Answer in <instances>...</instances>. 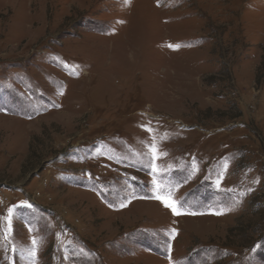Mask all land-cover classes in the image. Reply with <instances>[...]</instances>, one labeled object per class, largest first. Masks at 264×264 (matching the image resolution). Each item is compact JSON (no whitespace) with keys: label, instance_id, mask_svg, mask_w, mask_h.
Listing matches in <instances>:
<instances>
[{"label":"rangeland","instance_id":"rangeland-1","mask_svg":"<svg viewBox=\"0 0 264 264\" xmlns=\"http://www.w3.org/2000/svg\"><path fill=\"white\" fill-rule=\"evenodd\" d=\"M0 264H264V0H0Z\"/></svg>","mask_w":264,"mask_h":264},{"label":"snow or ice","instance_id":"snow-or-ice-1","mask_svg":"<svg viewBox=\"0 0 264 264\" xmlns=\"http://www.w3.org/2000/svg\"><path fill=\"white\" fill-rule=\"evenodd\" d=\"M169 47H179V45H169ZM62 94V92H61ZM142 127L144 128L145 131H147L150 135H153V142L148 144V149L151 155V160L155 161L157 159H159L160 157V153H159V148L157 146V144L155 143V136H154V129H152L150 126L147 125H142ZM153 172H155V165L153 164ZM217 183H219V181H217ZM154 185L157 191V194L155 196L156 199L161 200V202L168 208H170L172 210V212L176 215H180L182 214V212L180 211L179 207H178V202L176 200H174L171 196V194H167V195H163L161 194V183L154 181ZM124 204H121V207H124ZM30 207V205H29ZM12 209H9V229L11 228V216H12ZM220 214V213H217ZM36 241L33 240V244H35ZM31 254L33 256H35V250H33L31 252Z\"/></svg>","mask_w":264,"mask_h":264}]
</instances>
